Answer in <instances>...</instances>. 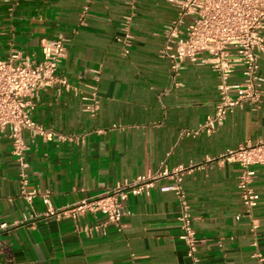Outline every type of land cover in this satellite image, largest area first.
Listing matches in <instances>:
<instances>
[{"label": "crops", "instance_id": "0c3cea01", "mask_svg": "<svg viewBox=\"0 0 264 264\" xmlns=\"http://www.w3.org/2000/svg\"><path fill=\"white\" fill-rule=\"evenodd\" d=\"M177 12L176 0H0V57L18 51L38 62L42 39H69L60 70L71 88L44 89L34 117L74 137L50 141L25 134L30 187L49 192L48 201L39 194L28 202L19 195L12 140L0 133V223L25 222L2 235L13 258L0 251V264H264V163L254 166L260 200L248 214L238 187L241 166L217 160L264 138V97L257 109L236 107L213 134H185L213 114L220 78L209 65L190 60L175 72L172 59L160 55L165 26ZM128 14L135 40L123 55L117 37ZM260 75L264 79V54ZM242 79L239 68L231 82ZM93 83L100 97L94 117L82 110V96ZM165 165L186 168L198 260L181 238L177 197L163 189L172 183L168 178L128 196L122 231L104 225L100 212L77 221L45 217L50 207L95 197ZM97 224L100 230H84Z\"/></svg>", "mask_w": 264, "mask_h": 264}, {"label": "built area", "instance_id": "2783aa9c", "mask_svg": "<svg viewBox=\"0 0 264 264\" xmlns=\"http://www.w3.org/2000/svg\"><path fill=\"white\" fill-rule=\"evenodd\" d=\"M176 3L178 12L165 26V45L160 55L172 59L175 72L179 71L185 60H190L200 65H209L219 75V99L213 114L197 130L185 132L188 135H210L224 124L227 115L236 107L247 103L257 109L263 102L264 79L260 75V58L264 54V0H176ZM86 10L87 8L85 12ZM133 18V14L124 16L121 23L123 33L117 37L122 45L123 55L130 53L135 40ZM68 41L64 34L57 38L42 39L44 57L38 62L18 51L7 58L0 57V133H7L12 140V152L20 165L19 195L28 202H32L39 194L48 201L49 192H40L37 188L30 187L29 164L25 160L28 149L25 134L28 133L34 139L44 138L50 141L55 138H74L47 128L34 117L44 89L55 85L71 88L68 77L60 70L67 53ZM239 68L243 74L242 81L231 82V77ZM95 71L94 81L99 78V71ZM82 100V110L90 116H96L100 108L96 83L87 86ZM116 128L119 127L114 126L112 129ZM217 160L241 166L238 187L245 212L251 214L260 200V194L253 186L257 174L254 166L264 163V138L256 143L242 144ZM185 171L186 168H169L165 165L154 174L118 181L113 188L95 197L85 198L70 206L50 207L45 212V217H70L77 221L89 211L100 212L106 216L104 225L112 223L122 231V218L126 213L125 201L128 196L131 193L141 194L158 180L168 178L172 183L163 189L172 190L177 197L180 206L178 220L183 230L181 238L188 254L196 258V217L190 212L191 206L183 183ZM24 223H0V251L6 253L10 261L13 252L11 246L2 241V235L11 234ZM100 229L99 224L84 227L89 234Z\"/></svg>", "mask_w": 264, "mask_h": 264}]
</instances>
